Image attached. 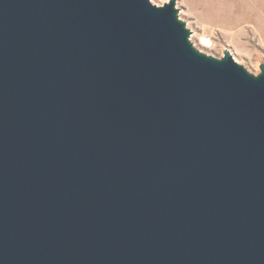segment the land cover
<instances>
[{
    "label": "water",
    "instance_id": "95a60500",
    "mask_svg": "<svg viewBox=\"0 0 264 264\" xmlns=\"http://www.w3.org/2000/svg\"><path fill=\"white\" fill-rule=\"evenodd\" d=\"M189 37L175 0H0V264H264V63Z\"/></svg>",
    "mask_w": 264,
    "mask_h": 264
},
{
    "label": "rangeland",
    "instance_id": "374dc122",
    "mask_svg": "<svg viewBox=\"0 0 264 264\" xmlns=\"http://www.w3.org/2000/svg\"><path fill=\"white\" fill-rule=\"evenodd\" d=\"M161 7L170 0H149ZM227 12L218 0H190L194 13L187 14L188 6L183 0H175L179 20L190 31V41L200 52L220 59L224 51H229L234 62L248 72L257 75L264 63V12L257 21V1L239 0ZM203 33L209 47L198 45L193 34Z\"/></svg>",
    "mask_w": 264,
    "mask_h": 264
},
{
    "label": "bare ground",
    "instance_id": "6f19581e",
    "mask_svg": "<svg viewBox=\"0 0 264 264\" xmlns=\"http://www.w3.org/2000/svg\"><path fill=\"white\" fill-rule=\"evenodd\" d=\"M219 3L222 5V7L229 12V15L231 14V9L233 6L237 3L240 2L239 0H218ZM257 1V8H256V13H257V21L260 20L262 17V13L264 12V0H256ZM183 2L188 6L187 9V14L192 15L194 13V10L192 8V5L190 3V0H183ZM193 38L197 41L198 45L202 47H209V41L205 39L203 33L201 32H195L193 34Z\"/></svg>",
    "mask_w": 264,
    "mask_h": 264
}]
</instances>
